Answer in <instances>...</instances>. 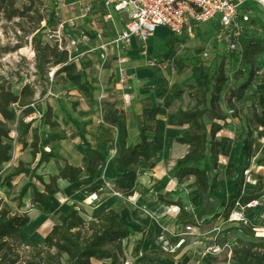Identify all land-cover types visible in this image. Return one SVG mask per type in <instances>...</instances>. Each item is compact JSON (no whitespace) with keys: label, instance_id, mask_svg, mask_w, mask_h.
Here are the masks:
<instances>
[{"label":"rangeland","instance_id":"obj_1","mask_svg":"<svg viewBox=\"0 0 264 264\" xmlns=\"http://www.w3.org/2000/svg\"><path fill=\"white\" fill-rule=\"evenodd\" d=\"M68 3V1L62 2V0H12L10 9L7 8L6 4L0 6V94H8L16 99L20 89L26 88L27 91L22 96V103L24 105L33 104L34 110L40 114L38 124L41 125V122L46 121L45 128L47 127L48 132L58 140L65 129L73 131L68 124L70 119L77 122L79 117L89 112L88 108L93 103L95 104L90 95L92 93L90 87L93 84L97 85L98 76H103L105 79L104 73L101 72L106 71L103 67L99 71L92 60L81 62L78 67L79 71L75 73L79 79L78 83L81 90H75L66 84L61 76L56 75L59 68L51 67L52 61L47 54H44L43 65L39 67L40 74L33 69L35 62L32 54L33 43L30 40L32 34L40 30L42 23L47 19L51 22L55 19H62V17L68 18L71 10L63 7ZM12 12L15 15L6 20ZM248 13L250 23L241 32L236 50L231 54L214 45L211 23L196 26L193 39L190 41L182 38L172 40L161 30H155L143 44L134 41L139 47H142V50L149 53V58L146 62H141V65L151 73L152 79L156 81L155 83L141 84L139 88L146 91L151 89L164 90L159 93V97L167 91L174 97L170 102L177 105V110L190 111L199 95H202L205 104L210 95L212 83L217 76L222 79L223 84L218 90L216 108L225 122L232 117L237 122V132L233 130V140H231V144L236 148L241 142L248 141L249 133L244 128V124H249L246 119L252 110L251 104L255 91L262 89L264 92V8L254 3L249 6ZM95 24L99 26L97 22ZM39 36V48H42V32L39 33ZM201 53L208 54V57L203 61L199 59ZM150 62L154 67L148 69L145 65ZM247 78H249V83L242 92L239 101L228 100ZM107 81L108 79L102 81L104 82L103 85H106ZM47 89L48 98L40 104L35 103L34 100H39L43 91ZM105 96L103 95V97ZM112 99L110 106L117 105L121 110H125L129 106L128 104L127 107L123 108L120 106L119 99L116 97H112ZM226 100H228V106H224ZM104 102V99L97 101V107L103 105ZM8 110L14 115L15 120L19 119L18 110L14 106L8 107ZM228 111H231V116L226 115ZM45 112L48 114L47 119L44 118ZM224 124L216 125L225 127L226 124ZM4 126L5 130L8 131V140L9 134L13 135L15 126L14 124ZM75 126L77 128V125ZM79 130L77 129L78 134ZM220 138L226 139L227 137L220 136ZM258 144L261 147L259 150L261 152L259 157H261L264 154V151L261 150L264 147V137L258 140ZM8 146L7 157L13 148V145L11 147L9 143ZM45 149L47 150L44 147L41 151L43 152ZM237 163L243 167V164H249V161L247 158H242ZM31 168L32 165L29 169ZM12 169L14 168L8 167L7 164L0 167V206L9 213L17 217L23 216L26 219V225L18 232V236L21 235V238L18 239L21 247L27 244L38 246L47 229L52 224L57 223L61 215L60 213L51 215L47 213L46 216L36 215L26 208L23 198L17 202L19 209L15 211L14 199L25 184V180L22 176L23 181L21 177V179L18 177L16 183L12 182L11 179L6 182L8 186L5 192L2 187L6 183L2 184L1 180ZM243 171L236 180L233 193L228 201L219 202L215 199L211 201L204 199L199 205L198 212L208 215L211 212L215 213L206 222L204 221V227L207 228L205 230L210 232L205 241L210 243L211 248L219 250L215 257L204 256L202 249L185 250L182 255L178 256L177 254L168 255L169 251L166 248L156 252L150 250L137 252V250L130 251L123 248L122 250L119 249L121 260H117L115 264H200L203 257H207L211 264H231L229 257L228 262H226V257L229 250L235 245H259L260 243L257 241H264V181L258 182L257 188L252 193L234 196L235 192H239L242 185L249 184L248 175L252 176L255 172L254 170L251 174H247L245 170ZM101 192L104 195H111L109 190L105 188ZM250 195L256 197L248 199ZM83 198L87 201L86 204L83 201L81 205L74 207L70 203L67 206L68 202H66L62 206L82 211L84 220L87 218V209L97 200L94 197L92 199L90 197ZM245 205L251 207L244 210ZM255 210H258V215L252 216ZM173 212L176 214L174 209ZM214 229L216 233H211ZM89 264L95 263L90 262Z\"/></svg>","mask_w":264,"mask_h":264},{"label":"crops","instance_id":"obj_2","mask_svg":"<svg viewBox=\"0 0 264 264\" xmlns=\"http://www.w3.org/2000/svg\"><path fill=\"white\" fill-rule=\"evenodd\" d=\"M67 1L69 3L63 7L70 9L71 14L68 15V18L62 17V19H55V21L72 20L77 30L86 34L98 32L102 41L111 39L118 33L119 27L114 23L112 16H109L108 22L101 23L105 11L100 9L98 0L89 1V11L82 19H79V8L74 3L81 4L86 0H62V2ZM96 22L99 26H96ZM105 53L107 58L103 68L106 71L101 72L104 73L105 79L103 76H98L97 85L93 84L90 87L92 92L90 95L95 104L93 103L88 108L90 113L87 112L81 115L77 122L70 119V122L77 125V129H80L78 131L79 135L88 150L104 160L103 165L94 170L92 178H86L80 174L71 185L55 182L56 193L47 199L49 209L45 214L41 215L37 207L29 206V190L21 197L24 205L36 215L46 216L47 213L48 215L60 213V219H63L70 208H65L62 204L68 202L67 206L70 203L74 207H78L83 202V197H90L91 199L94 197L97 201H94L95 203L87 209L86 219L83 220V213L78 210L80 219L86 222L95 220L102 213L116 211L118 226L127 229L129 232L126 239L119 243V249L121 250L125 248L130 251L137 250V252L142 250L156 252L166 248L169 251L168 255L177 254L180 256L185 250L211 248L210 243L205 241L210 232L205 230L207 228L204 226L206 220L215 213L211 212L208 215L198 212L201 200L195 195L191 179L187 178L179 185L174 183L172 179L171 166L175 161L182 158L185 152L184 147L180 148L172 144L174 140L180 139L186 133L185 128L177 130L174 124L175 112L183 111L177 110V105L170 102L174 97L167 91L159 97V93L164 90L151 89L146 91L139 88L141 84L155 83L156 81L152 79L151 73L141 65V62L147 61L149 53L142 50V47L134 42H129L118 53V57L125 60L123 67L131 86L129 92L131 101L125 110L119 109L117 105L110 106V102L113 101L112 97L117 99L119 97L113 77L114 53L112 49L106 50ZM87 60L88 62L91 60L95 62V56L91 55ZM106 79H108L107 84L103 85L104 82L102 81H106ZM255 92L251 107L257 121L264 124V92L262 89H256ZM103 95H106L107 98ZM102 99L105 100L104 104L97 107V101ZM152 113L153 116L151 122H149ZM248 119L249 116L246 121ZM39 120L27 125L28 133L22 138V143L27 147L30 132H34L37 142H46L47 151H50L64 165L71 169H79L84 160V151L80 147L78 148L73 131L65 129L58 141H51L48 138L53 137L52 134L48 132L47 128L38 124ZM223 123L226 126H219V132L213 137V141L218 144L219 148L215 152V168L207 174L206 180L208 181L214 176L216 191L209 194L206 198L208 201L213 199L219 202L228 201L233 193L234 184L239 175L244 172L243 170L247 174H251L254 170L255 172L252 176L248 175L249 184L242 185L239 192H235L234 196L236 194L252 193L257 188L258 182L264 181V154L259 157L261 147L258 144V140L264 137L262 135L264 130L244 124V128L249 133V138L247 142H241L236 148L231 144V140H233V130L236 131L238 128L237 122L233 118ZM137 124L146 129L154 128L152 134L150 132L143 134V137L151 142L153 163L144 172L137 170L134 173L124 172L120 176H115L110 169V160L118 157L124 149L135 146ZM120 125L123 126V147L120 146ZM220 136L227 138L222 139ZM261 150L264 151V147ZM242 158H247L249 164H243V167H240L238 163L236 164ZM7 159L6 164L10 168H14L16 164L28 165L30 162L27 157V149L19 151L15 144H13ZM204 159L207 166L206 154H204ZM35 161L36 158L32 163V167ZM199 167L200 165L197 169ZM60 168L61 164L59 162L50 160L37 167L34 176L39 177L41 183L45 185L46 180L56 176ZM136 168L138 169V166ZM19 178L12 179V182L16 183ZM7 186L6 183L2 187L5 192ZM32 187L35 192L40 193V188L35 185H32ZM104 188L109 190L110 196L101 192ZM124 193H128L129 197L121 198L120 195ZM255 197V195H250L248 199H254ZM172 209L176 211V214L169 213ZM254 215H258V210L252 213V216ZM60 219L52 226L57 225ZM177 221L179 223H176ZM185 227L192 230L191 235L178 238ZM47 231L42 238L48 233ZM17 238L19 239L18 234ZM178 240L183 242V247L180 246L175 249Z\"/></svg>","mask_w":264,"mask_h":264},{"label":"trees","instance_id":"obj_3","mask_svg":"<svg viewBox=\"0 0 264 264\" xmlns=\"http://www.w3.org/2000/svg\"><path fill=\"white\" fill-rule=\"evenodd\" d=\"M12 0H0V6L7 5L11 8ZM15 14L6 18L10 19ZM50 21L45 20L43 28L49 26ZM42 30L35 31L31 36L33 43L32 54L34 55V70L40 74L39 67L43 64L44 54H47L51 59V67L59 68L56 75L61 76L66 84H69L75 90H81L79 87V79L75 76L73 69L66 66H61L63 56L54 55L53 51L47 46L39 48V33ZM45 65V64H44ZM249 77V76H248ZM249 83V78L243 82L229 97L228 100L238 102L242 96V92L246 89ZM223 84L222 79L217 76L210 88V95L204 104L202 95L195 100L190 111L179 112L174 114L175 128L180 130L186 129V133L178 140H174L172 144L176 147H184L185 152L182 158L175 161L171 166L172 179L177 185L183 180L191 179L192 187L196 197L201 201L208 198L210 193L216 191V182L214 176L208 181L206 176L214 170L216 150L218 144L213 141V137L219 132L224 118L216 108V100L218 90ZM26 88L20 89L18 97L15 99L8 94H0V167L8 162L7 153L9 151L7 134L4 125L14 124L13 131L14 143L18 150L27 149L28 165L16 164L14 169L10 170L7 175L1 180V183L9 182L11 179L23 177L25 184L18 191L14 203L15 211L19 209L18 201L29 190L30 192V207H37L41 215L45 214L49 209L47 199L51 198L56 193L54 183L60 182L64 185H71L74 180L81 175L86 178H92L94 170L103 165L104 160L88 150L87 146L82 142L80 135L77 133L76 126L68 122L70 128L73 129V134L80 147L84 151V160L79 169H71L63 164L58 158L47 151L43 153L42 148L46 147V142H37L34 132H30L29 143L26 147L22 143V138L28 133L27 125H21L20 119L29 115V111H20L24 105L22 96L26 93ZM228 100L224 106H228ZM205 105V107H204ZM14 106L19 115V119L15 120L14 115L8 110V107ZM231 113V111H228ZM154 113V112H153ZM153 113L149 122H151ZM47 113H44V118L47 119ZM232 113L230 114V116ZM233 119V117L231 118ZM249 126L264 130V124L258 122L250 110ZM205 123V124H204ZM42 126H46L47 122L43 121ZM47 128V127H46ZM154 132V128L146 129L142 125H136V144L130 149H124L118 157L110 160V169L115 176H120L124 172L134 173L137 170L144 172L146 168L153 163V151L151 142H148L143 134ZM51 141H58L56 137H49ZM120 146L123 147V126L120 125ZM204 154H206V163ZM34 166L30 168L35 160ZM56 161L61 164V168L57 171L56 176L46 180L45 185L40 181L39 177H34L33 172L40 165H44L48 161ZM200 165L199 169H197ZM138 166V169L136 168ZM41 189L40 193L35 192L32 185ZM125 199L129 197L128 193L120 195ZM216 218V217H214ZM212 220V219H211ZM27 221L21 216L17 217L9 213L0 206V264H89L105 263L115 264L120 259L119 243L124 241L129 232L117 224L116 211H110L100 214L95 220L86 222L80 219V213L70 207L66 217L60 219L57 225H53L47 234L41 239L38 246L27 244L21 247L17 238V232L21 230ZM259 245L244 244L243 246L235 245L228 252L229 261L231 264H264V241H257ZM200 264H211L207 257L200 260Z\"/></svg>","mask_w":264,"mask_h":264},{"label":"built area","instance_id":"obj_4","mask_svg":"<svg viewBox=\"0 0 264 264\" xmlns=\"http://www.w3.org/2000/svg\"><path fill=\"white\" fill-rule=\"evenodd\" d=\"M89 1L74 3L79 8V19L88 13ZM98 2L100 9L105 11L101 23L108 22L109 16H112L114 23L119 27L118 33L111 39L102 41L98 32H90L86 35L77 30L72 20L60 22L53 20L45 28L42 25L41 39L43 46L51 49L54 55L63 56L61 66L70 67L74 74L79 71V64L88 61L91 55L95 56L96 68L101 71L107 58L105 51L112 49L115 88L120 106L123 108L130 102L131 86L123 67L125 60L119 58L118 53L129 42L137 41L143 44L155 30H161L172 40L182 38L190 41L193 39L196 26L211 23L214 45L231 54L236 50L241 32L250 23L249 6L257 3L256 0H98ZM207 57L206 53L199 55L201 61ZM145 66L148 69L154 67L151 62L146 63ZM46 98H48V89L43 91L39 100L34 98V102L40 104ZM23 110L29 111V115L20 119L21 125H29L40 119V114L34 110L33 104L20 109ZM230 114V112L226 113L227 116ZM13 139L14 136L9 134L8 142L11 147ZM250 207L245 205L243 209ZM172 211L173 209L169 213L174 214ZM215 231L214 229L211 233H216ZM191 233L192 230L185 227L178 238L190 236ZM182 245L183 242L178 240L175 249ZM218 251L216 248H208L203 250V255L215 257ZM228 257L227 253L226 262Z\"/></svg>","mask_w":264,"mask_h":264},{"label":"bare ground","instance_id":"obj_5","mask_svg":"<svg viewBox=\"0 0 264 264\" xmlns=\"http://www.w3.org/2000/svg\"><path fill=\"white\" fill-rule=\"evenodd\" d=\"M256 1H257V0H256ZM257 4L261 5V6L264 8V5L260 4L258 1H257ZM44 151H45V153L47 152V150H46V149H45ZM83 201H84V203H85V204L87 203V201H86V200H83ZM19 238H21V235H19Z\"/></svg>","mask_w":264,"mask_h":264},{"label":"water","instance_id":"obj_6","mask_svg":"<svg viewBox=\"0 0 264 264\" xmlns=\"http://www.w3.org/2000/svg\"><path fill=\"white\" fill-rule=\"evenodd\" d=\"M260 4L264 5V0H257ZM45 153V151L43 152Z\"/></svg>","mask_w":264,"mask_h":264}]
</instances>
